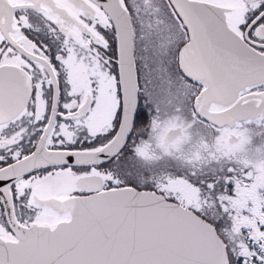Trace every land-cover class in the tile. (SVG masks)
Here are the masks:
<instances>
[{"label": "snow or ice", "instance_id": "1", "mask_svg": "<svg viewBox=\"0 0 264 264\" xmlns=\"http://www.w3.org/2000/svg\"><path fill=\"white\" fill-rule=\"evenodd\" d=\"M0 264H264V0H0Z\"/></svg>", "mask_w": 264, "mask_h": 264}]
</instances>
